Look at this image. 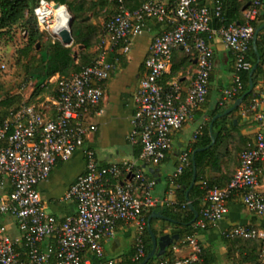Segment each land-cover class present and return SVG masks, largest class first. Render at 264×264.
<instances>
[{
  "label": "built area",
  "instance_id": "built-area-1",
  "mask_svg": "<svg viewBox=\"0 0 264 264\" xmlns=\"http://www.w3.org/2000/svg\"><path fill=\"white\" fill-rule=\"evenodd\" d=\"M107 1L117 6L118 13L102 25L99 51L91 65L58 78L55 91L44 101L23 100L6 108L5 98L0 97V221L5 217L13 219L20 233L14 238L0 223V264H92V257L98 258L99 264H116V259H106L104 242L117 238L121 224L135 229L133 261L140 262L146 257L144 234L148 213L156 207L174 204L155 198L156 181L140 168L138 160L102 165L91 148L84 150V173L64 196V201H76L75 216L59 221L47 211L38 191V185L48 180L57 164L69 161L96 131L87 119L100 106L104 83L113 71L114 64L108 56L122 43L127 44L124 51L128 52L129 39L142 35L148 20L168 23L171 28L155 38L145 63L147 75L135 96L137 111L129 140H140V162L155 166L163 163L173 148V133L182 130L193 113L209 101L214 69L211 23L215 18L223 21L218 2L210 8L202 0H176L170 7L164 0H147L140 8L130 10L125 0ZM56 8L54 1L39 0L34 14L42 32L52 29ZM263 8V0H254L244 12L243 23L222 25L217 30L235 57L231 85L218 100L221 107L233 102L244 90L242 72L252 68L247 55L256 32L254 23ZM179 48L188 54L196 53L198 61L186 96L177 83L161 84L173 51ZM244 114L256 123L255 138L241 152L239 167L228 186L210 187L208 181L202 183L207 192L194 225L196 234L171 246L178 257L173 264L201 261L199 232L224 219L234 197H240L250 213L264 217V191L259 175V165L264 161V91L244 108ZM207 122L208 119L194 132V143ZM192 146L180 155L171 176L174 187L191 164ZM224 236L260 240V264H264V228L236 226ZM48 238H53L54 244L43 248ZM184 249L188 254L179 257ZM152 264H168V260L158 259Z\"/></svg>",
  "mask_w": 264,
  "mask_h": 264
},
{
  "label": "crops",
  "instance_id": "crops-1",
  "mask_svg": "<svg viewBox=\"0 0 264 264\" xmlns=\"http://www.w3.org/2000/svg\"><path fill=\"white\" fill-rule=\"evenodd\" d=\"M141 0H131L129 3L130 10L140 8ZM176 0H164L170 7H173ZM210 8L215 5V0H204ZM113 5L107 4L104 9H97V14L92 16L94 24L102 25L112 13ZM128 8V9H129ZM91 17V16H90ZM88 17L87 19H89ZM170 24L158 22L150 19L146 22V28L142 35L129 39L130 49L124 51L126 43H122L114 52L110 53L108 59L114 64L110 78L104 83V97L97 108L92 111L87 119V123L96 126V131L91 133L82 149H79L74 156L67 162H60L52 171L48 180L38 185V191L43 200L47 211L64 221L66 218L75 216L77 213L76 201H64V196L69 187L76 182L78 177L84 173L86 157L84 150L94 149L97 158L102 165L112 162H122L138 160L140 168L156 181V187L153 192L155 198L165 203L175 202V189L171 183V176L175 172L179 163L182 152L194 144L193 135L196 129L210 118V114L217 108L218 100L224 89L229 87L232 82V76L235 68V57L224 45L222 37L217 32L218 23L214 19L211 23V44L214 49V69L211 75V92L209 101L206 105L196 110L189 119L186 126L173 133V148L168 153L167 158L160 165H148L140 162V155L137 156V143L129 140L130 134L134 130V117L137 111L135 96L138 92L141 80L147 75L146 60L150 57L151 47L156 37L161 36L169 30ZM98 43L86 51L89 57L93 58L99 51ZM80 50L82 48L80 47ZM198 68L196 53L188 54L183 48L173 51L170 67L163 77L161 84L167 86L177 83L183 90V96H186L192 80L195 77ZM59 75L47 80L48 85H52L55 91ZM259 89L264 91V81L261 82ZM50 95V94H48ZM47 95V96H48ZM32 96V95H31ZM46 96V98H47ZM30 101L31 97H27ZM45 98V99H46ZM234 104L233 102L228 105ZM233 118L240 116V123L243 127V135L249 141H253L256 135V123L252 117L244 114V105ZM232 117V116H231ZM222 154H226L228 145L226 142L218 146ZM226 159L222 160L221 171L208 168L206 177L210 180H218L225 173ZM259 175L261 190L264 191V161L259 165ZM7 192L10 188L7 186ZM1 197V193H0ZM204 206L205 201L201 202ZM0 223L7 228L10 236L18 238L20 236L18 227L13 219L5 217ZM236 226H253L264 228V217L256 216L250 213L242 204L241 198L236 196L229 202V213L219 221L215 226L209 227L206 232L199 233V238L205 246H212L219 256V264H240L239 259L228 258L229 247L224 241V234ZM173 229L171 233L159 234L161 237L165 234L175 235L177 229L172 225L166 224L163 220L157 223L159 232L161 228ZM161 229V230H160ZM135 238V229L120 225L118 236L115 240L104 242L106 256L111 259H117L120 255L119 249L122 246V239L133 246ZM179 241L175 242L177 244ZM49 244H54L53 238H48L43 243L45 248ZM112 246V255L108 254V245ZM173 244V245H174ZM188 250L184 249L178 256H185ZM91 256V255H90ZM92 257V256H91Z\"/></svg>",
  "mask_w": 264,
  "mask_h": 264
},
{
  "label": "trees",
  "instance_id": "trees-1",
  "mask_svg": "<svg viewBox=\"0 0 264 264\" xmlns=\"http://www.w3.org/2000/svg\"><path fill=\"white\" fill-rule=\"evenodd\" d=\"M54 1L57 4L67 6L72 13L71 30L74 38L72 46L67 47L61 41L53 42L49 40L46 48V55L40 58L39 62L28 70L29 80L39 79L37 83V89L34 91L29 102L35 103L44 101L48 94L53 93L52 85L46 83L52 77L59 75V78L68 77L74 73L80 72L83 68L91 65L96 58L97 54L91 58L87 55L86 51L99 44L102 25L118 13L117 6L107 0H48ZM131 0H125V5L129 8ZM147 0L140 1V7ZM204 2V0H202ZM254 0H215L222 6L223 21L215 18L218 23V29L222 25H229L231 23L241 24L244 22V8L251 4ZM264 2V0H263ZM39 0H0V42L4 37L9 39L14 38L16 29H20L26 37V45L21 51L27 55L29 50L35 46L41 38V30L38 26L34 9L38 5ZM107 4L113 5L112 13L110 12L108 18L102 25L94 24L92 16L97 14V9H104ZM130 9V8H129ZM214 14V13H213ZM91 16V17H90ZM90 17L89 19H87ZM264 25V8L259 16L258 20L254 23L255 29ZM24 31H26L24 33ZM82 47V50H80ZM257 52L251 43L247 60L252 64V68L258 65L253 75V91L250 92V72H242V80L244 83L243 92L237 96L232 105H226L221 107L217 105V108L212 111L208 122L205 124L202 135L193 144V152L191 157L190 166L184 171V173L177 179V187L175 189V202L173 205H164L152 209L148 215L147 220L155 214H161L166 219H160L153 217L151 220V226L153 232L158 236L162 235L157 229V223L163 220L166 224L174 226L177 229V233L180 235V242L185 238L196 234L194 229V219L196 213L200 216L202 211L201 202L206 195V189L202 187L204 181H208L209 186H217L224 188L231 182L236 170L239 167V158L242 151L247 148L249 140L243 135V127L240 123V116H236L241 106L244 108L248 106L252 99L258 97L263 90L259 89L261 82L264 81V28L258 35ZM6 66H3L5 69ZM245 96L243 103L234 109L231 114L225 117H219L213 121V119L226 112L228 109L234 107L236 102ZM22 95H11L4 99L3 105L6 108L20 104L23 101ZM234 115V116H233ZM232 116V117H231ZM213 123V136L216 139L215 145H212V135L210 132V125ZM226 142L228 149L226 154H222L218 146L220 143ZM197 149H205L199 151L195 155V161L197 165V179L196 184L191 188L194 179V167H193V153ZM142 152V144L139 141L137 145V156ZM226 159L225 173L218 180H208L206 173L208 168L212 170L221 171L222 160ZM189 203H192L193 209ZM199 218V217H198ZM201 231L199 233H204ZM164 234V233H163ZM225 243L229 246L228 258L239 259L240 264H260V255L263 249V243L260 240L249 239H228L224 237ZM144 242L146 249V257L151 253L153 249V241L149 232L148 226L144 234ZM202 244V243H201ZM203 253L201 261L197 264H219V256L212 246H205L202 244ZM21 250V247H18ZM135 254L134 245L130 249L120 255L116 260V264H140V262H134L133 257ZM109 258L106 256V259ZM177 256L172 252V247H169L163 257L153 258L148 264H152L158 259L168 260V264H173L177 260ZM113 259V258H111ZM115 259V258H114ZM92 264H99L100 260L96 257H92Z\"/></svg>",
  "mask_w": 264,
  "mask_h": 264
},
{
  "label": "rangeland",
  "instance_id": "rangeland-1",
  "mask_svg": "<svg viewBox=\"0 0 264 264\" xmlns=\"http://www.w3.org/2000/svg\"><path fill=\"white\" fill-rule=\"evenodd\" d=\"M69 15L73 18L72 13L66 6ZM26 31H24L25 33ZM42 36L39 39L37 46L31 48L27 55L21 51L26 45V37L20 29H16L14 38L9 39L4 37L0 42V97L6 98L11 95H22L23 99L31 97L37 89L39 79L29 80L28 70L34 67L44 55L49 40L53 42L61 41L60 36L56 35L53 30L40 31ZM3 66H6L3 69ZM161 233H171L173 229L167 227L161 228ZM160 229V230H161ZM134 245V242L132 243ZM112 246L108 245L107 251L112 255ZM130 249L129 242L122 239V246L119 249L120 253L127 252Z\"/></svg>",
  "mask_w": 264,
  "mask_h": 264
},
{
  "label": "water",
  "instance_id": "water-1",
  "mask_svg": "<svg viewBox=\"0 0 264 264\" xmlns=\"http://www.w3.org/2000/svg\"><path fill=\"white\" fill-rule=\"evenodd\" d=\"M57 6L59 7L60 5L57 4ZM250 6V4H248L244 10H246L248 7ZM71 24H72V19H71V22H70V29L69 30H65L63 31L61 34H60V38H61V42L67 46V47H70L73 45L74 43V38H73V34H72V30H71ZM264 28V25L259 27L256 32H255V36L253 38V46L257 52V49H256V44H257V39H258V35L259 33L261 32V30ZM82 48V47H81ZM258 65L254 66L250 72V92L253 91L254 87H253V75L257 69ZM245 99V96L241 97L237 102L236 104L234 105L233 108L231 109H228L226 112H224L223 114L221 115H218L216 116L213 121L219 117H225L229 114H231V112L236 109L237 107H239L243 101ZM213 123H211L210 125V132H211V135H212V145H215L216 143V139L215 137L213 136ZM202 150H205V149H197L196 151H194L193 153V167H194V179H193V182H192V185H191V188H193L196 184V179H197V165H196V161H195V155L197 152L199 151H202ZM190 207L193 209V205L192 203H189ZM153 217H158L160 219H166L163 215L161 214H158V213H155L153 214L149 221H148V229H149V232L151 234V238H152V241H153V249L151 251V253L146 257V259L140 263V264H148L150 260H152L153 258H160V257H163L167 251V249L169 247H171L175 242L179 241L180 239V235L179 234H175V235H170V234H165L161 237H158L152 230V226H151V220ZM199 215L198 213H196V217L194 219V222L198 219Z\"/></svg>",
  "mask_w": 264,
  "mask_h": 264
},
{
  "label": "bare ground",
  "instance_id": "bare-ground-1",
  "mask_svg": "<svg viewBox=\"0 0 264 264\" xmlns=\"http://www.w3.org/2000/svg\"><path fill=\"white\" fill-rule=\"evenodd\" d=\"M54 12L56 20L53 24L52 30L56 35L60 36L63 31L70 29V22L72 18L64 6L56 8Z\"/></svg>",
  "mask_w": 264,
  "mask_h": 264
}]
</instances>
